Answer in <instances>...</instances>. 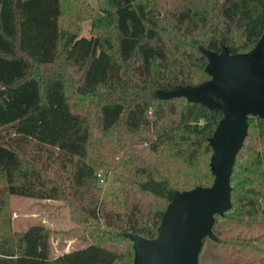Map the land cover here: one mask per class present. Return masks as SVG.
<instances>
[{"label": "trees", "instance_id": "16d2710c", "mask_svg": "<svg viewBox=\"0 0 264 264\" xmlns=\"http://www.w3.org/2000/svg\"><path fill=\"white\" fill-rule=\"evenodd\" d=\"M75 2L78 18L85 1ZM107 3L113 14L86 35L63 25L64 0H0V264H135L127 233L156 237L176 190L214 182L209 137L222 111L155 92L211 77L201 45L254 47L264 0ZM93 117L115 137L104 152ZM248 121L232 206L216 214L200 264L210 244L218 264H264V118ZM13 195L63 199L87 245L56 256L50 228L14 229Z\"/></svg>", "mask_w": 264, "mask_h": 264}, {"label": "water", "instance_id": "95a60500", "mask_svg": "<svg viewBox=\"0 0 264 264\" xmlns=\"http://www.w3.org/2000/svg\"><path fill=\"white\" fill-rule=\"evenodd\" d=\"M201 49L208 57L209 79L159 89L155 94L183 95L190 101L222 111L223 116L209 137L214 182L176 190L156 237L127 233L134 241L135 264H200L203 238H217L216 214L223 215L232 206L231 177L237 154L248 134V116L264 118V32L248 51L232 53L225 44L220 51L203 45Z\"/></svg>", "mask_w": 264, "mask_h": 264}, {"label": "rangeland", "instance_id": "374dc122", "mask_svg": "<svg viewBox=\"0 0 264 264\" xmlns=\"http://www.w3.org/2000/svg\"><path fill=\"white\" fill-rule=\"evenodd\" d=\"M80 6L83 13L75 18V0H64V18L63 25L77 31L79 34L90 35L94 22L100 18L105 19L108 15L106 10L113 14V7L107 3V0H84ZM159 3L166 1L176 5L179 0H158ZM229 0H217L222 5ZM78 5V4H77ZM162 14V10L160 11ZM55 67V66H50ZM43 71V68H41ZM98 99L92 103V108H97ZM91 128L95 141V147H99L104 152V146L109 142V138L115 137L108 135L102 136L101 127L97 117H93ZM154 159L163 161L167 158L166 154H152ZM101 174L105 175V169L99 168ZM1 181V178H0ZM10 204V216L13 221V228L16 230L25 229L32 225H42L51 229L50 237L52 244V254H59L66 250L86 246L87 243L80 237L82 225L77 221L76 215L70 212L68 205L63 199L53 198H35L24 195H13ZM209 252L203 257L202 264L222 263L221 258L224 254L217 251L211 244L206 247ZM65 250V251H64ZM218 256V257H217Z\"/></svg>", "mask_w": 264, "mask_h": 264}, {"label": "built area", "instance_id": "2783aa9c", "mask_svg": "<svg viewBox=\"0 0 264 264\" xmlns=\"http://www.w3.org/2000/svg\"><path fill=\"white\" fill-rule=\"evenodd\" d=\"M99 176L101 177V181H103V180H104V178L102 177V174H101V172L99 173Z\"/></svg>", "mask_w": 264, "mask_h": 264}, {"label": "crops", "instance_id": "0c3cea01", "mask_svg": "<svg viewBox=\"0 0 264 264\" xmlns=\"http://www.w3.org/2000/svg\"><path fill=\"white\" fill-rule=\"evenodd\" d=\"M64 251H65V250H64ZM66 251H69V250H66ZM66 251H65V252H66ZM62 253H64V252H61V253H59V254H62ZM59 254H55V255L57 256V255H59Z\"/></svg>", "mask_w": 264, "mask_h": 264}]
</instances>
